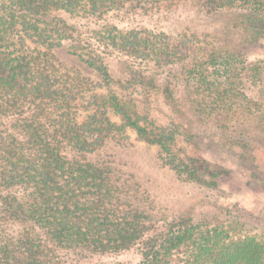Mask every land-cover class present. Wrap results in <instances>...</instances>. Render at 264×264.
I'll return each mask as SVG.
<instances>
[{
    "label": "trees",
    "instance_id": "trees-1",
    "mask_svg": "<svg viewBox=\"0 0 264 264\" xmlns=\"http://www.w3.org/2000/svg\"><path fill=\"white\" fill-rule=\"evenodd\" d=\"M168 1L0 0V264H264L263 240L156 208L112 151L134 130L163 166L206 184L208 165L177 148L184 126L264 130V96L240 88L246 76L233 82L242 55L226 33L122 31L106 17L156 16ZM230 10L264 15V0H202L198 12ZM116 57L133 82L113 77ZM251 82L264 88V62ZM129 83L172 121L144 126Z\"/></svg>",
    "mask_w": 264,
    "mask_h": 264
},
{
    "label": "rangeland",
    "instance_id": "rangeland-1",
    "mask_svg": "<svg viewBox=\"0 0 264 264\" xmlns=\"http://www.w3.org/2000/svg\"><path fill=\"white\" fill-rule=\"evenodd\" d=\"M201 4L202 0L164 2L159 13L162 14L161 18L150 15V12L117 21L110 14L106 17L122 31L138 27L143 32L165 33L172 37L182 30L226 33L231 54L242 55L234 62L231 73L233 82L237 83L246 76V87H239L249 97L264 96V88L260 89L258 83L251 82L260 63L264 62V15L254 16L230 10L218 16H203L198 12ZM64 17L69 23H83L66 14ZM177 50L183 52L185 46ZM209 50L210 47L201 49L203 52ZM243 62H246V70L251 73L249 78L248 72H244ZM127 67L121 58L116 57L110 71L116 80L133 82L134 74ZM187 67L190 68L189 65ZM178 69L186 71L182 63ZM124 86L121 92L128 100L135 99L136 106L141 108L139 113L144 126H166L172 121L174 114L167 105L141 104V93L135 92L130 83ZM183 128L187 134L181 136L177 148L184 158H195L208 165L209 183L187 182L179 178L176 172L162 165L159 150L141 140L134 130H129L125 143L118 144L112 151L125 170L136 174L148 188L156 208L191 211L198 219L209 216L214 218V224L227 226L235 234L250 235L264 241V130L256 128L253 133L243 136L237 124L230 130L197 124L190 130L186 126Z\"/></svg>",
    "mask_w": 264,
    "mask_h": 264
}]
</instances>
